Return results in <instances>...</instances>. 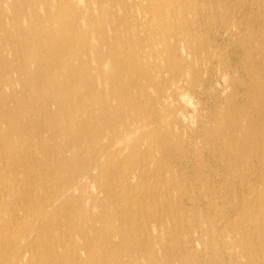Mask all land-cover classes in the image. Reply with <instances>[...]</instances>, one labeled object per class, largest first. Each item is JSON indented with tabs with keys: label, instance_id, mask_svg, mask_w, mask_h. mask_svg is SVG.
<instances>
[{
	"label": "rangeland",
	"instance_id": "1",
	"mask_svg": "<svg viewBox=\"0 0 264 264\" xmlns=\"http://www.w3.org/2000/svg\"><path fill=\"white\" fill-rule=\"evenodd\" d=\"M134 1L126 13L142 19L141 29L130 23V30L142 36L147 52L141 54V60L149 65L121 73L120 79L123 86L131 87L132 97L142 98L140 110L149 112L157 99L168 103L167 110L148 134L138 139L144 156L134 150L110 155L93 191L100 190L103 182L118 183L125 178L123 173L134 169L138 176L133 186L138 193L133 200L137 204L130 206H137L140 213L135 225L149 222L153 231L162 230L167 241L184 242L178 249L186 264H243L228 257L229 252L242 251L246 245L264 250L260 240L264 237V83L253 82L264 81V70L251 75L244 69L245 53L236 40L245 36L243 31L236 37L225 35L215 44L204 17L215 11L214 5L201 0ZM74 2L87 5L86 0ZM151 4L172 20L153 14L148 8ZM169 31L171 36L165 38ZM175 43L177 57L172 59L169 47ZM5 48L21 66L16 56L20 51L9 45ZM177 59L184 65L180 70L171 69L169 63L175 64ZM30 65V71L50 66L45 60ZM59 71L51 70L49 77L58 76ZM8 73L10 82L4 92L10 102L0 108V256L5 249L2 242L18 238L26 225L37 219L43 193L59 184L56 172L66 167L68 157H83L93 141H102L101 137L95 140L89 128L80 132L72 127L76 119L93 121V113L77 111L63 123L72 109H57L56 103L46 101L53 87L45 80L31 87L28 74ZM185 93L194 98V109L181 102ZM55 98L64 100L66 94L57 93ZM53 110L54 114L49 113ZM47 125L60 130L54 134ZM141 157L143 165H129V160ZM78 167L79 163L69 162L65 174ZM70 216L77 218L74 212L49 215L47 221L57 225L40 228L35 246L14 263H57L60 258L53 252L61 247L50 241L65 233L63 223ZM12 222L15 226L11 227ZM69 231L71 228L66 229L67 234Z\"/></svg>",
	"mask_w": 264,
	"mask_h": 264
},
{
	"label": "bare ground",
	"instance_id": "2",
	"mask_svg": "<svg viewBox=\"0 0 264 264\" xmlns=\"http://www.w3.org/2000/svg\"><path fill=\"white\" fill-rule=\"evenodd\" d=\"M109 1H116L117 5ZM201 1L215 7L214 12L204 15L213 30L215 44L225 35L236 37L243 31L245 36L236 40L245 53L244 69L250 71L251 75L263 71L264 0ZM86 2L84 7L76 5L74 0H0V108L10 102V96L4 92L10 82L8 71H19L22 76L28 74L31 87L43 80L53 87L46 101L56 103L57 109H72L69 111L71 114L62 120L63 123L74 117L72 114L77 111L93 113V121L85 123L76 119L72 127L80 132L89 128L95 140L102 138L101 142L93 141L82 158L70 160L68 157L69 162L80 164L73 173L65 174L69 162L64 161L66 169L56 172L59 184L47 187V192L43 193L37 219L26 225L18 238L2 242L5 249L0 256V264H15L14 261L17 262L35 246L42 232L40 228L55 227V221H47L49 215L68 212L76 213L77 218L72 219L70 216L65 222L62 219L65 233L62 231L60 236L50 241L61 247L53 252L60 260L52 264H186L178 249L184 242L167 241L162 230L153 231L149 222L133 223L140 217L137 206H130L137 204L133 200L138 193L135 190L137 187L133 186V179L138 176L134 169L123 173L125 178L118 183L103 182L102 185L98 184L100 190L93 191L110 155L134 150L144 156L138 139L146 136L151 126L164 115L168 103L157 99L149 112L142 111V98L132 97L131 87L123 86L120 79L121 73L147 68L149 65V62L141 60V54L147 52L142 36L130 30V23L141 29L142 19L136 20L134 15L126 13L127 6L133 5L135 1ZM148 8L153 14L166 17L169 22L172 20L171 15L162 13L158 5L151 4ZM170 36L171 31L165 33V38ZM176 43L169 47V57L172 59L177 57ZM6 45L20 51L16 56L20 57L21 66L15 64V56L9 57L6 53ZM44 60L50 66L30 71L31 62L40 65ZM174 63H169L174 70H180L184 65L178 59ZM55 69H60L58 76L49 77L51 70L54 72ZM253 82L264 83L255 79ZM76 87L78 90H75ZM63 92L66 98L56 100V94ZM84 101L85 104H78ZM133 109L136 111L130 112ZM49 113L54 114V110ZM46 127L51 128L54 134L60 130H55L53 125ZM129 162L131 167L136 163L144 164L142 157ZM122 194L125 198L121 197ZM13 224L11 227L15 226ZM69 228L71 231L67 234L66 229ZM167 231L170 232L169 229ZM260 240L264 243V237ZM240 251L229 252L228 257L243 261V264H264V250L246 245ZM170 255L175 258H169ZM28 264L35 262L29 261Z\"/></svg>",
	"mask_w": 264,
	"mask_h": 264
},
{
	"label": "clouds",
	"instance_id": "3",
	"mask_svg": "<svg viewBox=\"0 0 264 264\" xmlns=\"http://www.w3.org/2000/svg\"><path fill=\"white\" fill-rule=\"evenodd\" d=\"M226 80H227V77L225 76L224 77V83L226 82ZM221 85L218 83L217 84V87H220ZM230 90V89H229ZM224 94H226V93H224ZM181 102L182 103H185L188 107H191V108H195V104H194V98H192L191 96H190V94H188V93H185L184 94V96H182L181 97Z\"/></svg>",
	"mask_w": 264,
	"mask_h": 264
}]
</instances>
